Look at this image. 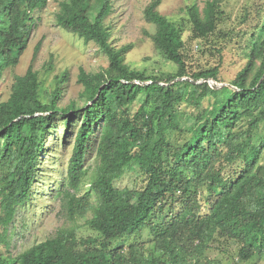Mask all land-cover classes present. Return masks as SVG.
<instances>
[{
  "label": "trees",
  "instance_id": "trees-1",
  "mask_svg": "<svg viewBox=\"0 0 264 264\" xmlns=\"http://www.w3.org/2000/svg\"><path fill=\"white\" fill-rule=\"evenodd\" d=\"M47 1L0 0V78L18 63ZM221 4L187 8L186 40L181 24L158 11L159 0L145 7L154 47L175 65L163 79L125 62L130 44L113 45L105 23L111 0L60 2L56 24L97 43L108 63L79 69L81 105L58 104L66 74L43 90L32 65L0 98V242L10 246L9 225L32 199L37 160L57 118L71 148L55 195L68 219L91 210L85 222L94 234L60 228L0 264H222L209 251L229 241L238 246L237 263L264 254V36L253 34L246 61L226 81L231 86L196 83L225 82L222 48L206 43L225 19ZM238 21L264 33V2L246 7ZM166 128L181 138L169 140Z\"/></svg>",
  "mask_w": 264,
  "mask_h": 264
},
{
  "label": "rangeland",
  "instance_id": "rangeland-1",
  "mask_svg": "<svg viewBox=\"0 0 264 264\" xmlns=\"http://www.w3.org/2000/svg\"><path fill=\"white\" fill-rule=\"evenodd\" d=\"M61 1L63 0H48L45 8L38 14L37 26L31 30L27 46L19 57L18 63L14 67L7 68L0 78L1 99L9 96L14 77L23 75L32 65L33 69L39 73L43 90H50L56 76L61 77L66 74L63 77L58 104L64 106L73 100L77 105H81L83 102L79 100L78 94L82 87L77 82L79 69L94 72L107 66V57L99 50L97 43L84 41L75 33L56 24L55 15ZM82 1L85 6L93 2V0ZM151 1L111 0L112 11L105 23L113 28L110 39L114 46L131 45L125 54V62L131 68L141 70L145 75H159L165 79L167 73L174 70L175 65L167 61L163 54L154 47L150 36L154 33V25L144 18V9ZM205 1L159 0L158 11L166 18L176 20L181 24L183 38L186 40L191 32L187 8L196 4L202 9ZM259 1L264 2V0H221L225 19L208 37L206 43L210 45L212 42L222 48L220 76L225 83H228L226 81L231 79L246 61L253 34L254 38L264 36V33H259L257 30L255 32L253 28H247L238 21L246 7L250 8ZM38 45V51L35 53ZM197 49L196 43L194 51ZM219 60L218 57H212L214 63H218ZM202 90L203 87L200 88V91ZM55 123L56 129L52 137L46 139L44 151L37 160L38 170L32 185V199L17 210L9 225V230L12 231L10 246L6 248L0 242V257L2 258L15 257L33 244L53 236L60 228L74 229L79 237L94 234L85 222L91 216L92 211L89 210L84 217L68 219L61 210L60 200L55 195L61 187L71 148L70 144L62 142L61 120L57 118ZM166 129L169 140L177 141L181 138L178 131L174 132L172 128ZM258 130L264 134V123ZM260 163L264 165V151ZM129 178L127 174L121 183L127 184ZM87 188V182L82 183L77 195L83 194ZM91 199L94 200L93 195ZM237 249L238 246L233 241H229L223 246L222 251L211 249L209 254L210 257L219 258L222 264H264V254L237 263Z\"/></svg>",
  "mask_w": 264,
  "mask_h": 264
},
{
  "label": "water",
  "instance_id": "water-1",
  "mask_svg": "<svg viewBox=\"0 0 264 264\" xmlns=\"http://www.w3.org/2000/svg\"><path fill=\"white\" fill-rule=\"evenodd\" d=\"M264 77V74L263 76L260 78V80ZM179 79H186V77H180ZM207 82L209 86L213 87V88H219V87H222V86H231L230 84L228 83H225V82H220V83H214V80L211 79V78H207V79H199L196 81V83H200V82ZM151 82V81H149ZM144 83H148V82H144Z\"/></svg>",
  "mask_w": 264,
  "mask_h": 264
}]
</instances>
